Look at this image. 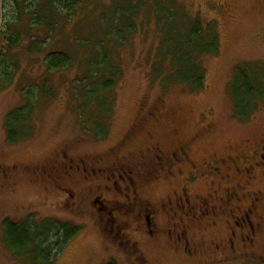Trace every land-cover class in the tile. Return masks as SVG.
Segmentation results:
<instances>
[{"label": "rangeland", "instance_id": "obj_1", "mask_svg": "<svg viewBox=\"0 0 264 264\" xmlns=\"http://www.w3.org/2000/svg\"><path fill=\"white\" fill-rule=\"evenodd\" d=\"M178 1L201 26L215 23L219 53L203 58L204 89L191 92L184 87L163 88L151 82L149 72L159 38L150 22L145 31L111 55L121 72L109 94L112 104L108 113L100 114L94 103L84 106L80 97L75 96L77 87L73 86L83 71V63L79 65L83 55L73 39L84 36L93 27L86 21L78 22L87 11L79 12L70 24H61L56 32L47 35L43 28L32 29L27 17L18 20L10 0H0V49L14 29L21 35L9 56V62H16V71L10 84L0 89V264H24L5 242L4 221L29 222L39 230L52 222L69 230L71 238L65 245L59 244L58 249L54 246L57 233H50L51 251L57 254L53 264H136L138 253L147 264H264V234L255 239L253 251L248 250L250 254L239 256L237 251L236 256L231 254L226 259L224 254L192 260L174 253L163 238L150 242L128 235L130 242L125 245V239H119L115 232L102 230L109 225L106 226V219H98L90 205L93 191L89 183L105 186L108 182L102 176L82 181L84 173L78 177L64 165L72 160L74 164H97L109 170L116 161V147L113 151L109 148L128 134L134 140L119 155L135 152L145 147L148 129L149 139L166 143L169 148L186 143L192 149L193 159L214 151L221 154L237 145L241 149L245 140L264 134V101H257L243 121L234 116L237 89L240 90L238 70L264 78V0ZM87 7L94 10V4ZM33 39L45 41L41 54L28 52ZM58 51L69 53L72 67L47 73L46 54ZM33 102V110L22 116L27 120V137L10 144L8 115ZM154 111L158 123L154 122ZM95 157L101 159L93 161ZM201 185L191 188L190 193L203 194ZM156 192L163 193L159 187ZM64 232L62 229L58 237ZM194 232H189L190 238L200 240ZM219 233L212 230L203 234V242L220 243ZM135 241L138 252L133 251Z\"/></svg>", "mask_w": 264, "mask_h": 264}, {"label": "flooded vegetation", "instance_id": "obj_2", "mask_svg": "<svg viewBox=\"0 0 264 264\" xmlns=\"http://www.w3.org/2000/svg\"><path fill=\"white\" fill-rule=\"evenodd\" d=\"M152 115L158 123L156 111ZM145 134V147L123 157L120 151L134 140L130 135L110 147V151L116 147V161L109 170L72 160L64 164L78 177L84 173L82 181L102 176L108 182L105 186L89 183L91 208L109 225L102 230L115 232L119 239H125V245L130 242L128 235L150 242L163 238L174 253L192 260L224 254L226 259L236 256L237 251L239 256L252 252L253 242L264 234V134L245 140L241 149L237 145L196 159L186 143L169 148L149 139V129ZM81 184L80 189L84 182ZM200 185L203 194L192 195L190 189ZM158 187L162 194L155 193ZM212 230L220 232V243L212 240L205 244L202 236ZM191 231L200 240L190 238ZM137 243L132 244L135 252L139 251ZM137 256L136 264H147L143 255Z\"/></svg>", "mask_w": 264, "mask_h": 264}, {"label": "trees", "instance_id": "obj_3", "mask_svg": "<svg viewBox=\"0 0 264 264\" xmlns=\"http://www.w3.org/2000/svg\"><path fill=\"white\" fill-rule=\"evenodd\" d=\"M18 20L29 19L32 29L43 28L47 35L57 31L61 24H70L79 12L87 13L78 22L86 21L90 31L73 39L74 46L83 55L79 65L83 71L73 81L76 95L84 106L95 104L96 110L108 113L112 104L109 94L120 76L119 66L113 63L111 55L125 47L129 40L145 31L152 22L159 43L155 49L149 78L163 88L184 87L191 92H200L205 87L204 57L219 53V37L214 24L201 26L200 21L192 20L178 0H10ZM94 10H88L89 4ZM77 24V23H76ZM49 37V36H48ZM20 32L14 29L4 39L5 47L0 49V89L6 88L16 71V62H9L10 50L18 45ZM45 41L30 40L28 52L41 54ZM111 57V59H110ZM73 60L69 53L50 52L46 54L44 66L47 73L67 70ZM79 69V67H77ZM235 114L244 120L257 101H264L263 77L256 73L238 70ZM32 100V99H29ZM33 104L11 112L6 120L8 142H17L27 137L22 117L33 110ZM91 116H95L92 114ZM30 117V116H29ZM242 120V121H243ZM18 133V137H15ZM39 230L32 223L12 224L4 221L2 231L10 252L24 264H53L57 254H52L50 233H57L54 246L64 244L72 233L56 223H47ZM62 237H58L61 230ZM42 231V232H41ZM47 239V240H46ZM61 239V240H59Z\"/></svg>", "mask_w": 264, "mask_h": 264}]
</instances>
